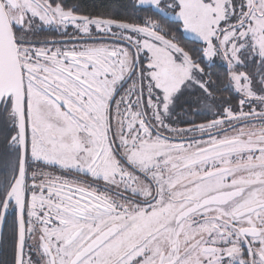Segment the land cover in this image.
Listing matches in <instances>:
<instances>
[{"label":"snow or ice","instance_id":"6c2138e0","mask_svg":"<svg viewBox=\"0 0 264 264\" xmlns=\"http://www.w3.org/2000/svg\"><path fill=\"white\" fill-rule=\"evenodd\" d=\"M0 264H264V0H0Z\"/></svg>","mask_w":264,"mask_h":264},{"label":"trees","instance_id":"16d2710c","mask_svg":"<svg viewBox=\"0 0 264 264\" xmlns=\"http://www.w3.org/2000/svg\"><path fill=\"white\" fill-rule=\"evenodd\" d=\"M69 2H80V3H87L89 5L96 3H101V0H69ZM120 3H130V0H119Z\"/></svg>","mask_w":264,"mask_h":264}]
</instances>
